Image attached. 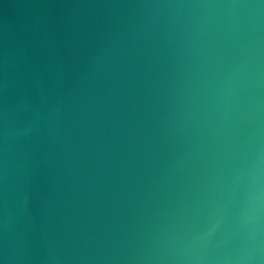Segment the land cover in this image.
<instances>
[{"label": "water", "instance_id": "water-1", "mask_svg": "<svg viewBox=\"0 0 264 264\" xmlns=\"http://www.w3.org/2000/svg\"><path fill=\"white\" fill-rule=\"evenodd\" d=\"M0 264H264V0H0Z\"/></svg>", "mask_w": 264, "mask_h": 264}]
</instances>
